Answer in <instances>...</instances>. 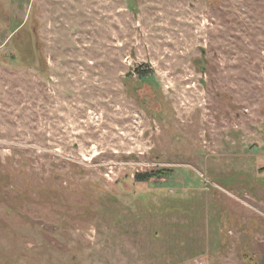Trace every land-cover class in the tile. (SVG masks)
I'll return each instance as SVG.
<instances>
[{"label":"rangeland","instance_id":"rangeland-1","mask_svg":"<svg viewBox=\"0 0 264 264\" xmlns=\"http://www.w3.org/2000/svg\"><path fill=\"white\" fill-rule=\"evenodd\" d=\"M0 264H264V0H0Z\"/></svg>","mask_w":264,"mask_h":264},{"label":"trees","instance_id":"trees-1","mask_svg":"<svg viewBox=\"0 0 264 264\" xmlns=\"http://www.w3.org/2000/svg\"><path fill=\"white\" fill-rule=\"evenodd\" d=\"M165 171L162 170H156L154 172H137L135 174V180H137L138 182H146V181H149L151 180V178H154V177H161L162 174H164Z\"/></svg>","mask_w":264,"mask_h":264}]
</instances>
